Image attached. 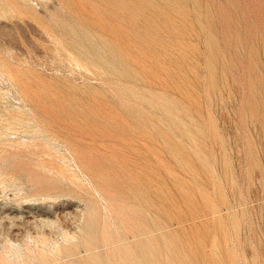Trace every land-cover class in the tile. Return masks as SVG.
<instances>
[{"label":"rangeland","instance_id":"rangeland-1","mask_svg":"<svg viewBox=\"0 0 264 264\" xmlns=\"http://www.w3.org/2000/svg\"><path fill=\"white\" fill-rule=\"evenodd\" d=\"M0 264H264V0H0Z\"/></svg>","mask_w":264,"mask_h":264}]
</instances>
